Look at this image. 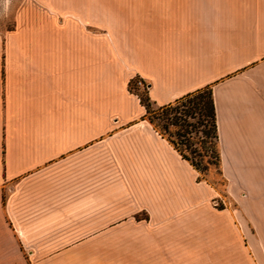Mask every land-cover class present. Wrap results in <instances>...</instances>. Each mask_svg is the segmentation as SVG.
<instances>
[{
  "label": "crops",
  "instance_id": "obj_1",
  "mask_svg": "<svg viewBox=\"0 0 264 264\" xmlns=\"http://www.w3.org/2000/svg\"><path fill=\"white\" fill-rule=\"evenodd\" d=\"M13 19L0 264H264V0H21ZM136 78L158 106L211 87L223 195Z\"/></svg>",
  "mask_w": 264,
  "mask_h": 264
},
{
  "label": "trees",
  "instance_id": "obj_2",
  "mask_svg": "<svg viewBox=\"0 0 264 264\" xmlns=\"http://www.w3.org/2000/svg\"><path fill=\"white\" fill-rule=\"evenodd\" d=\"M137 81V78L131 80L129 88L139 96L150 123L153 124V118L162 121L161 125L153 124L154 128L201 173L212 166L224 182L211 87L200 88L158 106L150 101L145 82L142 84V92H138Z\"/></svg>",
  "mask_w": 264,
  "mask_h": 264
},
{
  "label": "rangeland",
  "instance_id": "obj_3",
  "mask_svg": "<svg viewBox=\"0 0 264 264\" xmlns=\"http://www.w3.org/2000/svg\"><path fill=\"white\" fill-rule=\"evenodd\" d=\"M21 0H0V34L9 29L14 22V11ZM138 92H142V86L138 85ZM135 89V88H134ZM153 124H162V121L158 118H153ZM202 177L206 179L210 184L216 187L220 193L223 195L224 182H222L216 169L212 166L206 168V170L201 173Z\"/></svg>",
  "mask_w": 264,
  "mask_h": 264
},
{
  "label": "built area",
  "instance_id": "obj_4",
  "mask_svg": "<svg viewBox=\"0 0 264 264\" xmlns=\"http://www.w3.org/2000/svg\"><path fill=\"white\" fill-rule=\"evenodd\" d=\"M137 79H138V81L136 82V84L142 86V84H143V80H141V79H139V78H137ZM214 203H215L217 206H219V203H218V202H215V201H214Z\"/></svg>",
  "mask_w": 264,
  "mask_h": 264
}]
</instances>
